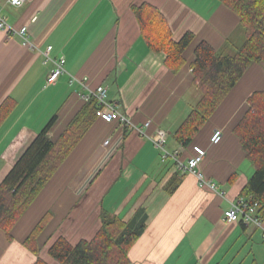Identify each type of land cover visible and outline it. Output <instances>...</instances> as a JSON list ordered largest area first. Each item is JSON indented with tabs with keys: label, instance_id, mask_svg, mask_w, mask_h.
<instances>
[{
	"label": "crops",
	"instance_id": "1",
	"mask_svg": "<svg viewBox=\"0 0 264 264\" xmlns=\"http://www.w3.org/2000/svg\"><path fill=\"white\" fill-rule=\"evenodd\" d=\"M144 4L162 12L176 41L194 34L177 73L142 38L134 8ZM0 9L12 27L28 26L41 52L52 46L53 59H66V73L47 86L52 66L42 54L0 31V106L8 98L16 102L0 128V184L54 117L50 137L59 138L84 106L85 86L106 87L108 101L136 127L150 122L141 135L98 119L13 228V239L0 231V264L35 263L23 244L47 214L52 219L39 238L40 257L60 264L49 256L50 247L60 237L72 245L91 241L104 211L124 222L146 214V229L129 253L131 264H264V229L224 221L255 171L234 130L248 99L264 91V65L250 67L191 144L173 138L190 113L180 109L183 101L195 95V49L207 42L219 52L231 44L240 26L234 12L217 0H27L20 8L0 0ZM157 130L168 133L166 149L179 160L192 156L195 145L206 150L199 172L215 189L178 172L175 159H162L153 142ZM214 130L223 133L218 145L210 143ZM176 174L182 183L169 194Z\"/></svg>",
	"mask_w": 264,
	"mask_h": 264
},
{
	"label": "trees",
	"instance_id": "2",
	"mask_svg": "<svg viewBox=\"0 0 264 264\" xmlns=\"http://www.w3.org/2000/svg\"><path fill=\"white\" fill-rule=\"evenodd\" d=\"M217 1L239 17L245 40L233 54L219 53L207 42L196 47L191 70L193 87L200 98L173 134L175 141L183 146L191 144L202 132L250 67L264 65V0ZM134 14L150 50L164 53L166 67L171 71L182 70L186 64L184 54L194 34L187 32L176 41L166 17L149 4L135 7ZM248 105L234 130L247 160L255 168L241 197L257 202L258 214L264 220V91L253 93ZM15 108L16 102L11 98L2 103L0 128ZM98 109L96 98L84 102L56 140L50 137L57 120L52 118L1 182L0 231H4L9 240L13 239V228L98 120ZM181 183L182 177L176 174L168 183V193H175ZM51 219V214L43 217L23 244L36 256L33 264H47L40 257L39 238ZM101 219L102 227L91 241L82 240L72 245L60 237L50 247L49 256L60 264H131L129 253L146 229V214L142 211L133 221L124 222L104 211Z\"/></svg>",
	"mask_w": 264,
	"mask_h": 264
},
{
	"label": "built area",
	"instance_id": "3",
	"mask_svg": "<svg viewBox=\"0 0 264 264\" xmlns=\"http://www.w3.org/2000/svg\"><path fill=\"white\" fill-rule=\"evenodd\" d=\"M27 0H7V4L14 8H20L25 5ZM34 21V20H33ZM0 31L6 33L9 38L17 37L21 40L23 46L27 47L31 51H38L44 58L45 65H51L52 69L46 78V85H54L58 82L60 77L66 73L65 57L59 59H53L51 52L53 47L48 46L44 51H40L34 43L30 40L28 26H22L20 28L12 27L6 21V18L1 15L0 9ZM76 80H72V83ZM85 86V85H84ZM85 93H80V98L84 102H88L91 98H96L98 101L99 109L96 112L98 119L105 121L106 123H112L117 121L126 130L138 132L141 135H145L146 131L150 127V122L145 123L143 128L136 127L132 121L124 114H122L116 105L108 101V89L106 87H98L95 90L89 89L85 86ZM223 133L221 130H214L210 136V143L212 145H218L222 141ZM168 139V133L163 130H157L153 142L157 149L162 152V159L167 160L173 158L176 160V167L178 172L183 174L196 175L200 180V184L210 189H215V185L204 180L202 174L199 172L200 165L206 158V150L198 145L193 147V155L186 158V160H179L175 154H171L166 149V142ZM259 204L257 202L252 203L244 197H240L236 202L231 203V206L224 213V221L226 223H241L245 227L262 228L264 220L258 214ZM264 239V235H263Z\"/></svg>",
	"mask_w": 264,
	"mask_h": 264
},
{
	"label": "rangeland",
	"instance_id": "4",
	"mask_svg": "<svg viewBox=\"0 0 264 264\" xmlns=\"http://www.w3.org/2000/svg\"><path fill=\"white\" fill-rule=\"evenodd\" d=\"M244 40V30L243 28H241V26H238L234 35L232 36L231 44H229L225 49L219 52L224 54H233L235 50L243 44ZM194 93L195 95L193 94V97L190 96L188 99L184 100L183 104L181 105L180 109H185V112H187V114L192 110V108L200 98L196 88Z\"/></svg>",
	"mask_w": 264,
	"mask_h": 264
}]
</instances>
